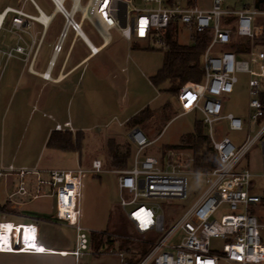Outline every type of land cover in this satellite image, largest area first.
<instances>
[{"label":"built area","instance_id":"1","mask_svg":"<svg viewBox=\"0 0 264 264\" xmlns=\"http://www.w3.org/2000/svg\"><path fill=\"white\" fill-rule=\"evenodd\" d=\"M71 1L70 8L66 7V0L60 4L59 12L65 17V27L54 46L55 54L62 51L69 28L81 31L82 24L75 19L77 13L83 16L81 0L80 8L74 13L71 12L75 0ZM144 1L159 5L141 8L133 5V0H90L87 18L105 36L109 30L118 29L128 40H146L164 49L168 48L166 34L172 23L187 29L192 40L195 34L209 35L210 41L201 60L204 80L184 84L178 92V98L183 111L201 112L202 122L208 129L207 135L219 163L214 169L200 173L205 177V190L166 230V218L159 201L171 202L187 198L189 170L182 162L179 149H168L163 158L149 154L142 156V152L153 141L148 139L141 128H133L129 134L135 146L132 164L126 169L115 170L120 190L119 205L133 231L142 236H161L158 240L137 238L147 245L143 253L133 252L126 256L120 250L111 248L108 251L119 256L120 264H264V240L258 217L261 212L252 206L264 204V194L252 191L256 185L254 178H264V171L257 175L248 168L239 167L255 140L264 133V125L255 138L239 147L230 138L218 135L216 128L222 121H226L231 130H242L244 127L242 118L232 112L225 113V98L234 92L239 81L237 74L240 72L250 74L249 108L254 111L252 119L264 116L260 99L264 93V48L255 44V39L264 33V9L253 5L239 10H224L222 4L226 0H211L209 8L187 2L163 4L164 0ZM53 2L58 8L56 0ZM34 5L37 15L11 6L0 11V35L4 27L9 25L8 31L16 32L21 41L13 46L0 47V59L7 62L16 55H24L26 60L29 59L31 71L42 37L38 41L32 38L29 42L25 35L29 34L31 22L44 24L41 19L45 15L36 3ZM10 14L12 17L9 18ZM247 39L250 40L248 48L244 46ZM240 43L243 44V50L238 49ZM34 44V54L30 56ZM215 49L219 51L213 53ZM92 53L96 52L92 50ZM46 73L42 76L49 78L50 74L46 76ZM56 128L61 130L63 126L57 124ZM262 152L264 154V141ZM10 170L22 178L28 173H36L27 167L11 166ZM84 171L80 167L76 172L52 169L48 171V180L38 179V185L48 183L57 187L58 193L70 181L75 185L72 197L76 243L71 254L76 259L90 249L88 230L79 222L80 210L76 206L80 177ZM91 171L96 174L103 172L102 161L93 160ZM19 192L26 193L23 181ZM67 205L63 216L66 221L72 219L70 206ZM223 208L225 211L221 212L220 218H216ZM212 238L226 240L221 251L212 249ZM0 251L39 253L45 249L38 245L36 225L0 221Z\"/></svg>","mask_w":264,"mask_h":264},{"label":"rangeland","instance_id":"2","mask_svg":"<svg viewBox=\"0 0 264 264\" xmlns=\"http://www.w3.org/2000/svg\"><path fill=\"white\" fill-rule=\"evenodd\" d=\"M186 1L188 0H173L177 4ZM190 1L199 7H211V0ZM89 2L90 0H81L82 6L87 5ZM254 2L255 0H226L223 2L222 7L224 10H239L244 6H253ZM166 3L169 4L167 0H164L163 4ZM70 5L71 1L69 0L66 7L69 8ZM133 5L149 8L157 7L159 3L133 0ZM52 8L53 6L50 5L46 11L51 12ZM81 16V13H77L75 19L79 20ZM60 19L61 16L57 15L52 28H57L58 30L61 28L63 22ZM260 19L262 20L263 17ZM8 26L4 27L0 35V47H4L6 44L11 45L15 42V36L8 33ZM89 28L90 30L87 33L95 39L97 36L95 29L90 24ZM174 33L180 43L189 44L192 42L189 32L185 28L180 27ZM111 35L113 37L116 36V31H111ZM72 38L73 32L70 30L63 42L64 50L57 60L54 76L59 70ZM123 42L124 44L119 48H115L113 45L110 46V54L108 51H103L98 56L88 59L87 63L72 77L73 81L68 85L65 94L57 98L55 102H52L50 107L46 105L45 107H41V104L37 102L35 106L30 104L26 107L17 104V102L15 104L17 106V114H24L23 118L19 120L18 126V138L22 144L27 143L34 123L39 119L43 120L42 123H45L46 127L53 126L56 121L63 122L64 120H70L73 125L72 127L76 128L73 141L75 145L81 147L80 150H53L44 146V151L41 152V161L42 165L71 169L78 166L79 155L82 158V167L85 169V172L81 174L79 185L80 223L88 230L90 239V253L85 256L84 264H120L119 256L111 250L109 252V249L123 251L126 256L131 255L133 252L142 253L144 249H147V245L138 239L143 237L158 240L161 236V234L153 237L142 236L133 231L122 207L119 205L118 174L112 171L119 169L111 166L109 150L110 147L113 148V145L124 146V144L128 143L126 135L131 125L129 123L127 125L126 120L144 105L150 106L152 112H159L160 108L158 107L163 105L167 100L172 103V110L168 109L166 113L155 114V116L157 115V119L149 117L145 122L139 124L148 139L154 141L141 155L149 154L160 158L166 157L168 149H175V146L180 145L183 142L184 136L194 130L195 122L201 121V114L195 112L173 114L177 111L178 113L181 112L180 109L176 111L174 109V105L176 106L174 104L175 99L178 96L173 97V95L166 91L167 84L156 87L151 82L152 77L162 67L164 54L167 49L150 41H140V46L132 49V42L126 40ZM79 45L80 43L77 44V48ZM244 45L247 47L246 41H244ZM49 51L45 43L39 59L41 60L45 57ZM218 51L219 49H215L213 53H217ZM3 63L4 59L2 58L0 59V64ZM24 64V61L19 59H11L7 63V71L13 70L15 76L16 74H21V78L18 82L16 80L9 82L5 95H9L14 89H17L19 94L23 92V82L27 77ZM109 65L110 83L103 77V72ZM201 68L203 74L202 81L204 80L202 61ZM81 72L83 80L78 83L77 79ZM114 74L116 75L115 78H113ZM237 76L239 81L235 86L234 92L225 98V113L232 112L242 118L244 127L242 130H231L227 122L222 121L216 125V128L218 135L230 138L239 147L248 140L255 138L261 131L264 125V116L256 120L251 117L254 111L249 108L250 74L240 72ZM92 78L95 79V83L92 81ZM173 110L175 112L172 114L168 113ZM48 114L55 119L52 120L48 117ZM120 123L124 124L121 125ZM204 131L207 134L208 129L206 126L204 127ZM77 132H79V135H77ZM71 134L73 135L72 131ZM263 141L264 133L255 140L253 146L240 161L239 167L248 168L257 175H260L264 171ZM41 149L42 144H39L36 153H39ZM180 152L182 153V162L189 170L188 196L184 200L159 201L166 218V230L172 227L178 217L197 200L206 188L205 177L200 172L195 171L191 165L193 151L183 148V151ZM93 159H100L103 162V172L96 174L91 171ZM131 164L132 158L129 159L128 165L131 166ZM254 181L256 185L252 191L264 194V178L257 176L254 178ZM70 183L68 184L70 185ZM73 192L70 188L69 195H71L70 199L72 201ZM252 206L255 210L261 212L258 217L262 225L261 231L264 240V204ZM224 208L216 215V218H220L221 212L225 211ZM70 210L69 212L73 219V206ZM62 232L66 238L71 239L72 231L70 228H63ZM105 237L106 241L104 240ZM225 242L224 238H212V249L217 252L221 251Z\"/></svg>","mask_w":264,"mask_h":264},{"label":"crops","instance_id":"3","mask_svg":"<svg viewBox=\"0 0 264 264\" xmlns=\"http://www.w3.org/2000/svg\"><path fill=\"white\" fill-rule=\"evenodd\" d=\"M66 1L68 2L69 0ZM186 2L197 5L190 0ZM34 3L39 6V8L45 15L51 16V20L48 24L44 23L45 25L38 21L31 22V28L30 30H28L29 34L25 35L26 40H28L29 42L32 38L38 41L42 37L41 45L38 49L37 55L33 63V71L29 69V59L26 60L24 55H16L15 57L11 58L22 60L25 63L24 67L26 68L25 72L27 73V77L26 80L23 82V92L21 94L18 93L17 89H14L9 95H5L9 82L12 80H16L18 82L21 78V74H16L15 76L13 70L7 71V63L11 59L7 62L4 61V63L1 64L2 73L0 74V221L13 222L14 224L36 225L38 231V245L43 247L45 251L39 253L0 251V264H84L85 256L88 255V253L90 252H85L78 259H76L71 254V251L74 249L76 243V231L73 225V219L70 218V220L66 221L67 219L63 218L65 210L64 207L68 206L67 204H69V209H71V207L73 206V201L70 199L71 195H69V191L71 188L73 192L74 183L70 181V185L67 184L62 186L60 193L57 192V187H53L48 183H42L38 185V179L48 180L49 170L61 169L58 167L42 165L41 152L44 151V146L49 149L51 148L47 146V141L50 135L54 132L66 131H72L74 135V131L76 130V128L74 129L72 127L73 125L70 120H64L63 122L56 121L53 126L46 127L45 123H42L43 120L39 119L36 123H34V127L27 143L22 144L19 142L18 138V126L19 120L23 118L24 114H17V106H15V104L17 102V104H21L23 107H26L30 104H33V106H35V103L37 102L41 104V107H45V105L47 107H50L52 102H55L57 98H60L62 97V95L65 94L68 85H70L71 81H73L72 77L79 69H81L87 63L88 59H92L98 56L103 51H108V53L110 54V46L113 45L115 46V48H119L124 44L123 41L125 40L128 42H132V49H136V47H139L140 41L146 40H128L121 34L118 29L109 30L108 35L105 36L102 32H100L99 30H97V28L93 26L87 16L85 17L83 15L84 17L81 16L79 20L76 19L82 24V32H76L71 28L67 30V33L68 31L72 30L73 38L66 50L64 59L59 67V70L54 76L57 60L64 50V48L62 47V51L59 54H55L54 46L58 42L61 33L64 31L65 17L59 12L58 8H56L53 0H0V11H2L8 6H11L16 8H22L31 15H37L38 12ZM50 5H52L53 8L51 12H47L46 9ZM57 15L61 16L60 20L61 22H63L59 30L57 28H52ZM10 17H12V14L9 15V18ZM89 24L95 29L97 33L95 39L90 37V35L87 33L88 30H90ZM113 30H115L117 33V35L114 37L111 35V31ZM8 33L15 36V42L11 45H6L13 46L21 42H19L16 32L14 33L8 31ZM82 34L87 38L89 43ZM189 36L191 38L190 33ZM45 43L50 51L47 52L45 57L40 60V53ZM78 43H80V45L77 48ZM90 43L94 44L99 48V50L95 54L92 53L93 49ZM35 45L36 44L33 45V52H30V56L34 54ZM259 46L263 47L261 45ZM44 72L50 74V77L44 78L42 76ZM103 77L108 83H110V65L107 69L104 70ZM115 77L116 75L114 74L113 78ZM82 80L83 79L81 72L78 76L77 81L79 83ZM92 81L95 83L94 78H92ZM174 96L176 97L178 96V94L173 95V97ZM174 104H176V106L174 105L175 111L180 109L181 112L178 113L177 111L176 113H173L175 112L173 110L171 112H168L169 114H189L194 112L201 114V112L198 110H193L190 112L183 111L178 97H176ZM158 108H160L159 112H152L150 110V106L144 105L137 109L133 113L134 115L126 120V124H130L131 118L139 113L151 114L150 117L157 119V115L155 116V114H163L166 113L168 109H173L172 103L168 100L163 105H160ZM43 116H45V114H43ZM48 117H50L52 120L55 119L50 114H48ZM67 123H69L70 125L68 126ZM57 124H61L63 126V129H57ZM120 124L123 125L124 123ZM130 125L131 127L128 131V134L126 135V139L131 145L132 153L130 158H132L135 153V146L132 144L129 134L133 128H140V126L139 124ZM99 130L101 129L99 128ZM39 144H42V149L39 153H36ZM51 149L59 150L56 148ZM175 149L183 151V148L175 147ZM81 160L82 158L79 155L78 166L75 168L64 170L76 172L79 167L83 169ZM11 166H13L14 168L27 167L30 170L36 171V173H28L22 178L19 174H17V172L10 170ZM112 171L115 172V170ZM198 172L201 173L204 171ZM22 181L24 182L26 188L25 194H21L19 192L20 183ZM78 189L80 191V187ZM76 206L79 207V197ZM80 216L81 212L79 214V222ZM63 228L71 229V239H68L64 236L62 232Z\"/></svg>","mask_w":264,"mask_h":264},{"label":"trees","instance_id":"4","mask_svg":"<svg viewBox=\"0 0 264 264\" xmlns=\"http://www.w3.org/2000/svg\"><path fill=\"white\" fill-rule=\"evenodd\" d=\"M167 2L172 4L173 0H167ZM254 6L259 9H264V0H255ZM177 29H179L178 23L170 24L166 34L168 49L165 51L162 67L151 80L152 84L156 87L167 84L166 91L172 95L178 94L180 88L188 82L201 81L203 75L201 56L210 41L209 35L203 33L195 34L191 44H182L178 41L177 36H175L174 31ZM245 41L247 44L246 48H248L250 40L247 39ZM255 44L264 47V33L255 39ZM238 49L243 50L242 43L238 45ZM260 99L264 107V93L260 95ZM150 115L151 114L139 113L131 118L130 124H141L146 121ZM201 121H196L194 130L184 136L183 142L175 147L193 151L191 165L195 171H210L218 166L219 161L215 150L210 144L209 137L204 131V125H202L203 123L201 124ZM77 135H79V132H77ZM73 136L74 135L69 131L54 132L50 135L47 146L63 150H80L81 147L74 144ZM112 147L113 148L110 147L109 150L111 166L116 169H126L129 166V159L132 153L131 145L126 143L124 146L113 145ZM145 251L144 249L143 252Z\"/></svg>","mask_w":264,"mask_h":264},{"label":"bare ground","instance_id":"5","mask_svg":"<svg viewBox=\"0 0 264 264\" xmlns=\"http://www.w3.org/2000/svg\"><path fill=\"white\" fill-rule=\"evenodd\" d=\"M58 1V10L61 8V2L62 0H57ZM89 4L85 5V6H82V11H83V15L86 17V16H89ZM80 8V0H75V6L73 7L72 9V12L71 13H74L77 9ZM43 21V23L45 24H48L49 21L51 20V16H48V15H44L41 19ZM81 32V31H79ZM83 35V34H82ZM84 36V35H83ZM84 38L87 40V38L84 36ZM88 41V40H87ZM89 43V41H88ZM91 46H92V49L97 52L99 50V48L97 46H95L94 44L90 43ZM49 74L46 73V76H48Z\"/></svg>","mask_w":264,"mask_h":264},{"label":"water","instance_id":"6","mask_svg":"<svg viewBox=\"0 0 264 264\" xmlns=\"http://www.w3.org/2000/svg\"><path fill=\"white\" fill-rule=\"evenodd\" d=\"M56 2L58 3V1L56 0ZM123 26L125 25L124 23L122 24Z\"/></svg>","mask_w":264,"mask_h":264}]
</instances>
